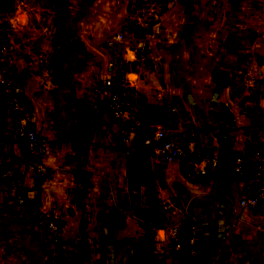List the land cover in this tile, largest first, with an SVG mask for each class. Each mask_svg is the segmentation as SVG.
Instances as JSON below:
<instances>
[{
    "label": "crops",
    "instance_id": "1",
    "mask_svg": "<svg viewBox=\"0 0 264 264\" xmlns=\"http://www.w3.org/2000/svg\"><path fill=\"white\" fill-rule=\"evenodd\" d=\"M135 1L14 0L0 13L31 124L51 141L46 175L36 182L25 175L26 148L0 83V264H264V209L240 207L242 182L228 170L192 181L178 162L153 157L152 183L130 184L122 128L108 113L104 86L123 58L145 125L169 123L176 108L230 164L247 152L248 139L264 144V0H166L145 42L147 65L129 34ZM119 32L122 42L114 40ZM245 60L260 73V92L256 106L238 114L227 86ZM21 183L28 205L58 217V239L17 204ZM185 215L202 229V249L214 242L193 263L180 259L171 237Z\"/></svg>",
    "mask_w": 264,
    "mask_h": 264
},
{
    "label": "built area",
    "instance_id": "2",
    "mask_svg": "<svg viewBox=\"0 0 264 264\" xmlns=\"http://www.w3.org/2000/svg\"><path fill=\"white\" fill-rule=\"evenodd\" d=\"M165 5L166 0H136L129 8V34L136 41V58L141 64L147 65L151 61L145 42L155 34L159 12ZM125 39V32H119L114 37L116 42ZM8 64L9 46L0 24V83L11 97L10 108L14 115L16 136L26 148L22 162L25 175L37 182L46 175L45 157L49 153L51 141L39 134L31 124L26 98ZM104 86L108 94V113L122 128L118 141L126 155L141 151L165 163L178 162L184 177L192 181L204 180L224 167L242 182L240 207L244 210L264 209V144L248 139L247 152L227 164L203 144L200 131L191 119H179L176 108L171 110L174 118L169 123L145 125L141 119L142 96L129 77L123 58L112 63L111 75ZM227 90L232 111L243 114L256 106L260 73L251 61L245 60L234 70ZM140 130L142 136L138 138ZM14 198L26 210L30 220L47 236L53 240L60 237L62 227L58 217L37 206L28 205L30 199L23 183L16 186ZM172 206L178 208H175L174 202ZM171 237L182 261L193 263L200 258L202 229L190 216L185 215L183 221L172 228Z\"/></svg>",
    "mask_w": 264,
    "mask_h": 264
},
{
    "label": "trees",
    "instance_id": "3",
    "mask_svg": "<svg viewBox=\"0 0 264 264\" xmlns=\"http://www.w3.org/2000/svg\"><path fill=\"white\" fill-rule=\"evenodd\" d=\"M14 5V0H0V13H6L12 10ZM5 41L8 45V41L6 39L4 33ZM142 130L138 133V138H141ZM150 157L149 155L136 151L129 156V168L130 175L129 181L133 186H143L151 184L153 181L152 172L149 165ZM223 161V160H222ZM148 178H145V177ZM203 256V253H200V257Z\"/></svg>",
    "mask_w": 264,
    "mask_h": 264
},
{
    "label": "water",
    "instance_id": "4",
    "mask_svg": "<svg viewBox=\"0 0 264 264\" xmlns=\"http://www.w3.org/2000/svg\"><path fill=\"white\" fill-rule=\"evenodd\" d=\"M221 171L227 172V169L223 167V168H221ZM213 248H214V242L209 240L208 243L203 247L202 253L204 255H208Z\"/></svg>",
    "mask_w": 264,
    "mask_h": 264
}]
</instances>
